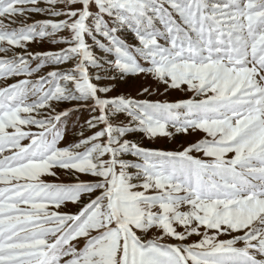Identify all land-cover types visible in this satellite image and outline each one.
Instances as JSON below:
<instances>
[{"label":"snow or ice","instance_id":"snow-or-ice-1","mask_svg":"<svg viewBox=\"0 0 264 264\" xmlns=\"http://www.w3.org/2000/svg\"><path fill=\"white\" fill-rule=\"evenodd\" d=\"M43 3L0 0V53L12 52L0 79L24 77L0 87V264H264V0ZM38 38L65 47L29 51ZM128 75L192 95H109ZM63 102L77 107L57 112ZM82 107L91 134L59 146L62 118ZM134 132L203 136L165 151ZM56 169L74 182L41 179Z\"/></svg>","mask_w":264,"mask_h":264},{"label":"rangeland","instance_id":"rangeland-1","mask_svg":"<svg viewBox=\"0 0 264 264\" xmlns=\"http://www.w3.org/2000/svg\"><path fill=\"white\" fill-rule=\"evenodd\" d=\"M41 6L46 7L43 3V0H41ZM57 7H62V5H57ZM48 18H53L56 19L55 17H49L47 15H42V14H32L27 20L26 23H32L35 20H40V19H48ZM19 20H24V17H19ZM18 26V25H13ZM61 35H67L66 32L58 33L57 38ZM122 38L127 40L128 43H133L135 40V37L130 33H124L122 34ZM98 40H103V37H97ZM88 43L92 44V40L89 38ZM65 47L63 44H54L51 42L50 38H44V39H37L36 41L31 42L28 45L29 51L32 52H43V51H57L60 48ZM93 52L97 56H104V52L93 45ZM17 53L21 52V49H15ZM7 55L8 57H11L12 52H9L7 54L5 53H0V57H3ZM36 63L38 62H31L32 67L36 66ZM73 64L72 62H69L68 64L64 65H53V64H45V67L42 68L38 73H34L30 79H37L41 75H45L47 72L51 71L53 68L59 67V68H65V67H72ZM107 67V65H105ZM90 73L95 74L97 71H99L96 68H89ZM101 75H106V73L101 72ZM24 77H11L7 79H0V87H5L8 84L15 83L17 79H23ZM95 82V81H93ZM114 83V88L113 91L109 94L111 96H116V95H125L128 97H132L135 99H148V100H162V101H175L178 99H188L192 95L189 92H185L183 90H178V89H166V86L156 80H154L152 77L148 76L145 77L143 75L139 76H133V75H128L123 77L119 82H113ZM143 88H149L151 91V95L143 94L142 89ZM35 97H32L34 99ZM77 104L76 102H63L58 105H56V110L57 112L63 111L65 109H72L76 108ZM91 113L88 108L82 107L77 111L74 112H69L67 118H62V124L60 127L64 131V139L60 142L61 147L67 146L69 143H73L76 140L79 139V133L83 132L85 135H90L91 131L88 129L86 121L90 119ZM115 122H128V118L124 114H120ZM35 131V127L32 129ZM203 134L201 133L199 136L196 134H191V135H185V134H175L172 137H156V138H148L147 136L144 135L142 132H134V133H129L126 136V139L136 141L141 147H146V148H155V149H162L165 151H178L182 150L184 147H187L190 143H194L197 139L202 138ZM22 143H28L27 140L22 141ZM5 154H10L8 152H5ZM194 155H199L198 153H194ZM123 159L127 160H136L137 158L132 155L130 157L128 154H122ZM130 172L135 173L137 170L136 169H129ZM57 175L55 177L53 176H43L41 179L45 180L46 182L49 183H71L74 182V179L71 175L66 173L62 169H56ZM80 179L84 181L92 180L93 177L86 175V174H81ZM66 211H75V206L69 203L67 207L64 209ZM182 230V229H181ZM153 233H149V237H151ZM198 239L197 236L193 235L192 237H189L188 243H192ZM166 242L169 243H177L178 241L171 239L167 240Z\"/></svg>","mask_w":264,"mask_h":264},{"label":"trees","instance_id":"trees-1","mask_svg":"<svg viewBox=\"0 0 264 264\" xmlns=\"http://www.w3.org/2000/svg\"><path fill=\"white\" fill-rule=\"evenodd\" d=\"M132 141V140H131ZM133 142H135V143H137L136 141H133ZM138 144V143H137ZM130 157H132V155L131 154H128Z\"/></svg>","mask_w":264,"mask_h":264}]
</instances>
